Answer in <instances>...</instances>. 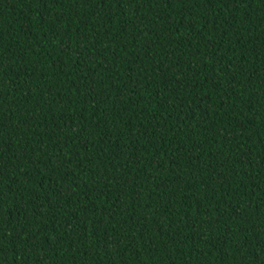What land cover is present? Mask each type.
I'll list each match as a JSON object with an SVG mask.
<instances>
[{"label": "trees", "instance_id": "obj_1", "mask_svg": "<svg viewBox=\"0 0 264 264\" xmlns=\"http://www.w3.org/2000/svg\"><path fill=\"white\" fill-rule=\"evenodd\" d=\"M0 264H264V0H0Z\"/></svg>", "mask_w": 264, "mask_h": 264}]
</instances>
